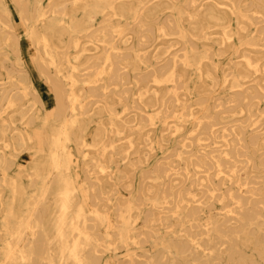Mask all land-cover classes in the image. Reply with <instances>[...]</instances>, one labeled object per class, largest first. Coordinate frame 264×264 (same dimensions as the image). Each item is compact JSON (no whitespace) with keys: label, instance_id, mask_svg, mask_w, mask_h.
Returning a JSON list of instances; mask_svg holds the SVG:
<instances>
[{"label":"bare ground","instance_id":"obj_1","mask_svg":"<svg viewBox=\"0 0 264 264\" xmlns=\"http://www.w3.org/2000/svg\"><path fill=\"white\" fill-rule=\"evenodd\" d=\"M0 264H264V0H0Z\"/></svg>","mask_w":264,"mask_h":264},{"label":"rangeland","instance_id":"obj_2","mask_svg":"<svg viewBox=\"0 0 264 264\" xmlns=\"http://www.w3.org/2000/svg\"><path fill=\"white\" fill-rule=\"evenodd\" d=\"M23 45L26 48L27 56L29 57V60H30L31 59V55H32V50L30 49V45L24 39H23ZM35 79H36V84L38 85V87H39V89L41 91V94L43 95V97L45 98V100L47 102V106L49 108L52 107L53 106V102H52V99H51V90H50V87L48 86V84L44 80H42L41 78H39L38 75L36 76ZM31 157L32 156H31V154H30L29 151L23 152L22 154L20 153V155H18L17 158H13L11 160V163L13 165V168L19 170L21 168H24V167L28 166L30 164L29 162L31 161Z\"/></svg>","mask_w":264,"mask_h":264}]
</instances>
